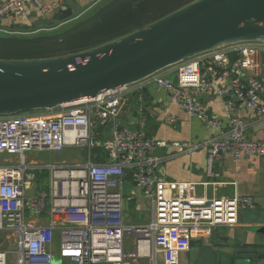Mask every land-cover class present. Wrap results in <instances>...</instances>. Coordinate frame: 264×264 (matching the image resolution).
<instances>
[{
  "label": "built area",
  "instance_id": "2783aa9c",
  "mask_svg": "<svg viewBox=\"0 0 264 264\" xmlns=\"http://www.w3.org/2000/svg\"><path fill=\"white\" fill-rule=\"evenodd\" d=\"M31 5L42 0H5L0 21L25 16ZM45 13L50 8L41 7ZM1 31V29H0ZM177 81L158 72L143 81L119 86L95 98L84 99L46 111L0 115V151L20 154L19 164L0 165V232L9 233L13 248L0 249V264H54L50 249L53 233L60 223V255L76 264H123L138 259L151 241L155 258L159 251L164 264H182L181 254L191 239L203 231L238 223L240 210L255 208L251 197L213 195L210 198L174 194L177 183L162 180L157 173L159 158L153 152L160 143L146 136L143 116L135 128L121 125L118 118L124 99L138 94L155 82L170 93L171 102L216 131L207 143L210 159L230 152L238 159L245 155L264 159V138L254 140L243 134L239 105L254 110L264 120V40L228 44L188 58L176 65ZM218 94L231 112L228 123L213 117L197 94ZM143 109H140L142 112ZM113 123V137L97 142L98 123ZM91 151L101 146L108 160L85 165H51L52 194L27 197L28 182L35 174L25 160L32 150L62 151L67 146ZM132 171L153 212L146 225L125 221V177ZM50 207L52 224L35 225L27 211L39 216ZM136 237L135 251H126L127 236Z\"/></svg>",
  "mask_w": 264,
  "mask_h": 264
},
{
  "label": "crops",
  "instance_id": "0c3cea01",
  "mask_svg": "<svg viewBox=\"0 0 264 264\" xmlns=\"http://www.w3.org/2000/svg\"><path fill=\"white\" fill-rule=\"evenodd\" d=\"M4 1L0 0V6ZM104 1L42 0V6L31 5L25 16L0 21V34L22 35L55 30L77 21ZM41 7H48L51 10L45 13ZM63 9L70 10L71 14L64 20H55L57 13ZM262 72L264 77V69ZM161 73L169 76L174 82L177 81L175 66L168 67ZM144 89L148 100L144 102L143 96L141 101L138 94H131L125 98L118 122L133 129L136 127L134 120L142 116L145 118L146 136L160 143V146L153 152V155L159 158L157 173L162 180L178 184V188L172 189L171 192L206 198L213 195L231 197L239 194L251 197L255 201V208L240 210L237 224L216 227L211 231L205 230L202 234L192 237L190 247L207 245L208 242L217 241L220 237H227L235 244H242L243 247H253L264 243V159L250 155L236 159L232 153L225 152L211 161L207 143L215 136L216 131L208 127L201 119L187 114L178 104L171 102L170 93L160 88L155 82L147 84ZM197 97L213 117L222 123H228L231 112L224 97L215 93L197 94ZM239 104L238 110L245 125L243 130L245 137L254 140L263 139L264 120L254 110ZM141 108L142 112H140ZM113 126V123L103 125L99 122L97 124V137L102 136L100 142L113 137ZM94 148H100L102 152L97 151L98 154L91 152L89 159L91 157L95 163L108 160L107 152H104L103 147L95 146ZM31 165L38 166L32 167L35 169L44 168L37 162H32L29 166ZM122 192L125 221L136 225H142L139 221H143V225L148 224L152 218V202L144 196L136 184L133 173H127ZM148 212H150L149 215ZM27 216L35 225L49 226L53 223L50 207H47L39 216H33L31 210L28 209ZM59 226L60 223L57 224L50 245V249L58 257L57 261L54 260V264H76L60 255L61 231ZM8 234L6 233L7 240L13 241ZM59 242L60 245H58ZM125 249L129 252L135 251V236L126 237ZM153 250L151 241L146 242L143 256L126 260L123 264H164L161 252L158 251L155 258L148 254V252L154 253ZM180 259L182 264H190L188 250L181 254Z\"/></svg>",
  "mask_w": 264,
  "mask_h": 264
},
{
  "label": "water",
  "instance_id": "95a60500",
  "mask_svg": "<svg viewBox=\"0 0 264 264\" xmlns=\"http://www.w3.org/2000/svg\"><path fill=\"white\" fill-rule=\"evenodd\" d=\"M70 10H60L64 20ZM264 40V0H193L101 45L65 55L0 58V115L55 109L137 83L228 44ZM146 106V103H144ZM231 249V250H230ZM190 264H264V243L227 237L188 250Z\"/></svg>",
  "mask_w": 264,
  "mask_h": 264
},
{
  "label": "trees",
  "instance_id": "16d2710c",
  "mask_svg": "<svg viewBox=\"0 0 264 264\" xmlns=\"http://www.w3.org/2000/svg\"><path fill=\"white\" fill-rule=\"evenodd\" d=\"M191 1L105 0L77 21L55 30L22 35L0 34V58L53 57L86 50L141 28ZM142 93L146 102L145 89ZM97 151L102 152L100 148L91 152L98 154Z\"/></svg>",
  "mask_w": 264,
  "mask_h": 264
},
{
  "label": "rangeland",
  "instance_id": "374dc122",
  "mask_svg": "<svg viewBox=\"0 0 264 264\" xmlns=\"http://www.w3.org/2000/svg\"><path fill=\"white\" fill-rule=\"evenodd\" d=\"M24 114V113H19ZM102 136L97 137V141H101ZM20 154L8 153L7 151H0V165L4 164H19ZM25 160L30 165L32 162H37L44 168L31 169V172L35 174L33 180L28 182L29 190L27 191V197H34L39 193L52 194V181H53V169L51 165H68L74 166L78 163L85 165L89 160V149L82 146H67L62 151L52 150H32L25 152ZM132 211V210H131ZM143 212V207H142ZM151 212V211H150ZM148 212V215L150 214ZM151 218V215H150ZM149 218V219H150ZM143 224V221H139ZM5 232H0V249L13 248V241L7 240ZM60 245V242L58 243ZM54 260L57 261L58 257L54 255Z\"/></svg>",
  "mask_w": 264,
  "mask_h": 264
}]
</instances>
